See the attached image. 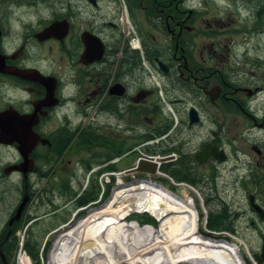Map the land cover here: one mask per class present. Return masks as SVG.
I'll list each match as a JSON object with an SVG mask.
<instances>
[{
  "label": "flooded vegetation",
  "instance_id": "flooded-vegetation-1",
  "mask_svg": "<svg viewBox=\"0 0 264 264\" xmlns=\"http://www.w3.org/2000/svg\"><path fill=\"white\" fill-rule=\"evenodd\" d=\"M188 1L0 0V113L34 115L33 131L47 141L30 153L31 169L25 173L22 166L14 169L24 161L17 144H0L17 154L0 165V183L15 177L23 187L0 232L5 257L0 264H7L6 243L31 203L28 186L34 176L49 165L61 172L81 165L87 169L92 163L80 165L81 150L90 151L99 137L107 151L102 161L140 152L151 141L158 142L160 154L174 160L179 154L175 163L185 155L191 164L214 170L202 180L205 187L209 181L213 187L209 177L218 176L231 158L247 164L250 173L260 170L264 179V53L226 50L222 42L237 34L236 26L224 23L213 30L208 22L203 25L206 14ZM124 11L139 47H131L133 38L124 32ZM259 36L264 30L253 37L258 51ZM11 70L26 75L20 78ZM204 148L223 161L209 155L200 163L197 156ZM25 195L19 219L10 224Z\"/></svg>",
  "mask_w": 264,
  "mask_h": 264
},
{
  "label": "rangeland",
  "instance_id": "rangeland-1",
  "mask_svg": "<svg viewBox=\"0 0 264 264\" xmlns=\"http://www.w3.org/2000/svg\"><path fill=\"white\" fill-rule=\"evenodd\" d=\"M187 5H191V8H195L198 13H205L203 25L208 22L213 30H218L224 23L236 26L237 34L231 35L229 40L226 39L222 42L223 47L226 46V50L234 51L239 55L242 52H247L251 56L257 52L264 53V37L259 36L263 43L259 51L253 42V37L258 36V33L264 30V0H212L210 2L208 0H190ZM121 23L124 32L128 34V37L133 38L130 42L131 47L135 48V44L139 47L137 36L134 34L135 30L133 31L128 23L125 11L122 13ZM255 30L256 35L254 34ZM214 38L209 39V44L212 41L221 40L220 37ZM250 41L252 42L251 48ZM151 88L155 89V86L152 84ZM162 106L164 113L169 117L170 113L167 106L164 103ZM99 138L96 140L97 144L93 145L90 151H87L88 148L81 150L80 165L83 161L91 160L92 163L90 169H93V172L89 175L90 170L84 169L83 165L77 166L76 162L75 166L77 167L74 170L64 169V172L56 170L50 165L42 167L41 161L38 163L42 167L40 173L34 176L28 186L31 203L25 208L20 221L14 224L5 246L7 247L8 264H20L21 255L27 257L31 264H48L50 254H53L57 261L61 260V256L67 250L64 247L67 245L65 239H69L64 235L65 239L58 236L60 230L64 228L72 232L73 227L72 229L68 227L73 222L76 223L78 219L83 217L84 220L89 216V213L87 214L89 210L104 203L102 209H104L105 214L100 219L106 218L113 221H117L122 212L131 206L150 208L160 220L159 227L149 213L140 210L126 216L125 220L135 221L141 227L154 226L157 230L154 239L162 237L167 240L175 237L183 238L190 242L192 248L199 253L207 264H256L253 256L259 257L264 241V223L250 209L248 194H252L254 201L264 208V179L260 170L257 169L258 171L250 173V167L247 164L240 165L231 158L229 163L220 167L218 176L209 177L213 182V187L210 186V181L205 187L202 180H206V176L214 170L205 171L201 166L191 164L190 159L186 161L185 155H183V164H185L189 177L194 183H184L186 186L177 187L174 184L181 181L170 175L167 177L154 175L151 178L140 179L145 175L124 173L133 167L135 161L140 157L165 155L157 151L158 142L147 143L144 149L140 150L141 153L136 151V153H130L124 157H117L118 159L113 158L111 163L105 164V161L101 159L103 157H100L107 154L104 149L105 140ZM188 140L189 136L185 133L184 141ZM196 140L192 137V143ZM164 142H166V146L170 145L167 139H164ZM242 142L243 140H241V147L248 148L250 145L248 143L245 146L246 142L244 144ZM179 143L181 142H177V144ZM150 149L155 151L149 152ZM185 149L189 148L185 147ZM186 154L187 158L192 157V152L190 154L186 152ZM173 155L175 160L179 157V154ZM241 156L247 155L242 153ZM16 157L17 154L12 148L0 147L1 166L15 160ZM235 159L237 158L235 157ZM175 160L172 158L168 164H175ZM110 165H114L115 170L103 171L105 168L111 167ZM102 173L105 174L100 176ZM207 173L208 175H206ZM246 175L248 178L242 180V177ZM93 180L98 185L97 199L83 208L75 209V195L72 194L76 193L77 198L85 188L90 186ZM22 191L23 187L19 185L15 177H12L6 184L0 183V232L6 226L13 209L19 203ZM210 215H213L211 218L213 225L219 224L228 227L233 230V233L212 231L208 228L207 221ZM221 217L222 220L219 219ZM129 225L131 227L133 224ZM147 232L149 236H144L146 243L138 248L134 254L143 252L147 248L151 236L148 230ZM30 233L33 235V241L38 244L37 260L30 256L25 249ZM56 237H58L57 243L61 244V248L63 247L60 251L52 248ZM200 238L205 242H203L205 247L199 246ZM157 245L164 248L170 257L166 243L162 239L157 240ZM165 258L162 252L154 253L147 255L136 264H165Z\"/></svg>",
  "mask_w": 264,
  "mask_h": 264
},
{
  "label": "bare ground",
  "instance_id": "bare-ground-1",
  "mask_svg": "<svg viewBox=\"0 0 264 264\" xmlns=\"http://www.w3.org/2000/svg\"><path fill=\"white\" fill-rule=\"evenodd\" d=\"M119 184L122 185V183ZM104 205L105 203L95 209L89 210L87 212V214L89 213V216L86 215L87 217L84 220L83 217L81 219H78L76 223L73 222L71 226L68 227L69 229H72L73 227L72 232H69L70 230H65L64 228L63 230H60L58 236L62 238L64 235L69 239L67 240L63 237L67 244L64 247H66L67 250L65 251L64 255L61 256V260L58 261L56 260V257L53 256V254H50L48 264L52 262L54 264H134V257L136 255L134 254V252L144 243H146V240H144V236H149L147 230H153L154 232H157V230L154 226L148 227L150 225H146L145 227H141L135 221H126L122 217V214L133 206L123 211L117 221L106 218L100 219L105 213L98 212L97 210L102 209ZM132 213L133 212L127 214V216ZM155 222L159 226L160 220L158 222L155 219ZM129 224L133 225L130 227ZM159 239H162L167 244L171 258L164 250H160L154 253L162 252L166 257L165 259L167 261V264H170V260H172L173 264H175L168 241L165 239V237ZM231 243L233 244V241H231ZM57 250L60 251L61 249ZM65 254H67L66 258ZM144 257H142V259ZM19 260L20 264H31L30 260L23 255H21V258H19Z\"/></svg>",
  "mask_w": 264,
  "mask_h": 264
},
{
  "label": "water",
  "instance_id": "water-1",
  "mask_svg": "<svg viewBox=\"0 0 264 264\" xmlns=\"http://www.w3.org/2000/svg\"><path fill=\"white\" fill-rule=\"evenodd\" d=\"M160 67L162 66L159 63ZM11 74L24 78L26 75L25 71L19 70H11ZM40 76V75H39ZM41 77V76H40ZM44 78V77H41ZM45 84V83H43ZM34 115L27 116H19L17 113L4 112L0 113V144L1 145H12L13 143L17 144V149L23 157V163L14 169L21 170L22 172H28L31 169V160H29L28 156L40 142L45 144L47 141L44 139H40L36 133L33 131V127L38 123L37 120H34ZM209 155H213L219 162L223 161V158L218 155L215 150H211L207 152L204 148L203 152L199 154L198 160L200 163L203 162V159ZM171 156H161L155 157L153 160H146L143 158L138 159L136 165L133 168L126 170L125 173H144L149 175H155L157 169L163 163L169 161ZM27 202V196L25 195L17 207L16 212L12 219L10 220V224L14 220H18L24 206ZM248 205L250 209L256 214L257 218L264 223V208L260 207L255 201L254 196L252 194L248 197ZM259 258L261 262L264 263V241L261 245V251L259 253ZM0 259L4 262L5 257L0 253Z\"/></svg>",
  "mask_w": 264,
  "mask_h": 264
},
{
  "label": "trees",
  "instance_id": "trees-1",
  "mask_svg": "<svg viewBox=\"0 0 264 264\" xmlns=\"http://www.w3.org/2000/svg\"><path fill=\"white\" fill-rule=\"evenodd\" d=\"M97 140H99V138H97ZM90 149H92V147ZM149 152H151V150H149ZM119 155H121V154H114L111 157H106L105 160H103V161H107L109 158L118 157ZM100 157H103V156H100ZM91 167L92 166L88 167L86 170L89 171ZM110 170H115V168L112 166V167H109V168H105L103 171H110ZM161 170L163 172H165L166 174L170 175L171 177H174L178 181L188 182L190 184L194 183V181L189 177L188 171L186 169L185 164H183V162H176L175 164L163 165ZM97 192H98V185H96V183H94V180H93L92 183L90 184V186L87 187V189L85 188L80 193V195H78L77 198H76V193H73L72 195L73 196L75 195L74 196V207H75V209L83 208V207L89 205V203L95 202V200L97 199ZM136 209H144V210H140V211H144L146 213H149L153 218L156 219V221L159 222V219L155 216V214L152 212V210L150 208L142 207V206H133V207H131L130 209H128L127 211H125L122 214V217L125 219L127 214H129L131 212H135L134 210H136ZM97 211L104 213V209H100V210H97ZM136 211H138V210H136ZM212 216L213 215H210L209 218H208V221H207L208 228H210L212 231H225V232H228V233H231V234L233 233V230L228 228V227H223L222 225L217 227V226H215L217 224L213 225V222L211 220ZM219 219L222 220L223 218L221 217ZM148 227H151V226H148ZM148 231L151 234L150 240L148 242V247L146 249H144L143 252L137 253L135 255V257H134L135 264L139 260H141L142 257L146 256L147 254H151V253H154V252H157V251H160V250H164L165 251L164 248H162L161 246L159 247L157 245V240H159V238L154 239L155 232L153 230H148ZM223 238L226 239V237H223ZM167 241L169 243V246H170L171 253L173 255L175 264H207L203 260V258L199 255V253H197V251L192 248V246L190 245V242H188V241H186V240H184L183 238H180V237L179 238L178 237L171 238V239H169ZM203 242L204 241L201 239L199 241V243H200L199 246H204L205 247V244H204L205 242L204 243ZM60 245L61 244L57 243V237H56L52 247L57 248V249H62L63 247L62 248L59 247ZM149 247H152V248H149ZM166 248H167V250L169 252V248H168L167 244H166ZM25 249H26V252L30 256H32L34 259L37 260V255H38V252H39L38 244L33 241V235L31 233H30V235L28 237ZM253 257H254V260H255L256 264H263L258 256L254 255ZM170 258H171V255H170ZM52 264H54V263H52ZM165 264H167L166 261H165ZM170 264H173L172 260H170Z\"/></svg>",
  "mask_w": 264,
  "mask_h": 264
},
{
  "label": "built area",
  "instance_id": "built-area-1",
  "mask_svg": "<svg viewBox=\"0 0 264 264\" xmlns=\"http://www.w3.org/2000/svg\"><path fill=\"white\" fill-rule=\"evenodd\" d=\"M148 144H151V143H153V142H147ZM142 158H146V159H150V157H147V156H144V157H142ZM114 175V174H113ZM156 175H158V176H162V177H167L165 174H163L162 172H160V171H158L157 172V174ZM117 177H118V175H116ZM147 177L148 178H151V176H149V175H147ZM152 180V179H151ZM153 181V180H152ZM154 182V181H153ZM154 183H156V182H154ZM157 184V183H156ZM159 185V184H158ZM175 186H177V187H183V186H186L184 183H175L174 184ZM177 196H179L178 194H176ZM181 197V196H180ZM64 225V224H63ZM58 229V228H57ZM55 231V230H54ZM51 249V248H50Z\"/></svg>",
  "mask_w": 264,
  "mask_h": 264
}]
</instances>
